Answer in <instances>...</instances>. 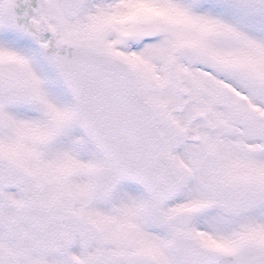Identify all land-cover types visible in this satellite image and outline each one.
I'll return each mask as SVG.
<instances>
[{
    "label": "snow or ice",
    "instance_id": "snow-or-ice-1",
    "mask_svg": "<svg viewBox=\"0 0 264 264\" xmlns=\"http://www.w3.org/2000/svg\"><path fill=\"white\" fill-rule=\"evenodd\" d=\"M0 264H264V0H0Z\"/></svg>",
    "mask_w": 264,
    "mask_h": 264
}]
</instances>
